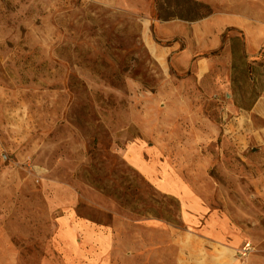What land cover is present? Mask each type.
Returning a JSON list of instances; mask_svg holds the SVG:
<instances>
[{"label":"rangeland","instance_id":"374dc122","mask_svg":"<svg viewBox=\"0 0 264 264\" xmlns=\"http://www.w3.org/2000/svg\"><path fill=\"white\" fill-rule=\"evenodd\" d=\"M194 1L206 22L186 0H0V264H117L68 241L79 222L150 228L154 264H208L215 238L264 255V76L238 26L214 36L241 0Z\"/></svg>","mask_w":264,"mask_h":264},{"label":"crops","instance_id":"0c3cea01","mask_svg":"<svg viewBox=\"0 0 264 264\" xmlns=\"http://www.w3.org/2000/svg\"><path fill=\"white\" fill-rule=\"evenodd\" d=\"M208 17L202 18L198 21L206 22L205 20H207ZM227 25L238 26L240 28L244 36V51L241 50V53L246 58L250 57L254 59L250 62L254 66H257V74L259 71L260 74L264 76V0H241L239 20L235 16L226 15V18H223L220 23H215V26L213 28L215 31L214 36H217V34ZM228 51L230 63L232 62L233 64L236 53H232L230 44ZM255 103L256 110L264 119V86L262 90L258 92ZM262 130L263 132L260 135L259 140L261 143H264V129ZM255 152L256 155H262L263 157L264 145L257 147ZM257 168L260 169V173L249 178L248 182L254 187V190L251 194L253 196L260 197L264 201V163H261ZM202 208L203 207L200 206L201 211L203 210ZM79 223L82 225L77 224L71 229H69V227L65 229L63 234L67 235L68 241L72 240V236L77 234V230L81 229L83 236L98 245L97 247L102 250L99 251V254L102 258L107 259L111 255L114 259L118 256L119 261L116 262L117 264H154L151 250L146 249L147 243L143 245L144 249L140 250L138 249V243L135 239L136 233H142L141 230H144L147 233L149 232V230H151L150 228H124L121 230H124L126 233L130 232L134 235L115 237L114 235H112V229L109 227H90L85 223ZM214 229L216 230L215 227ZM110 234L112 236H110ZM210 239L214 240V238ZM214 241L216 242V247L214 251H211L212 257L210 258L208 264H210V262L211 264H264V255L255 253H250L246 258H243L242 260L235 259L233 257V248L236 247V241H230V245L218 242L217 238H215ZM118 243L123 247L128 246L129 249L119 250V253L117 254L114 250V246ZM138 252H141V254L138 255ZM159 264H163L162 259Z\"/></svg>","mask_w":264,"mask_h":264},{"label":"trees","instance_id":"16d2710c","mask_svg":"<svg viewBox=\"0 0 264 264\" xmlns=\"http://www.w3.org/2000/svg\"><path fill=\"white\" fill-rule=\"evenodd\" d=\"M186 2H188V3H190L191 5H192V8L194 9V11L196 12V13H199V11H200V9H203V10H205L206 11V13L205 14H197V15H195V16H193V17H190V18H185V20H190V21H194V20H198V19H202V18H204V17H207L208 15H210L211 14V11H210V9H209V6L208 5H206V4H204V3H201V2H198V1H194V0H186ZM174 16H176L177 18H181V19H183L182 17H179V16H177V15H171V14H169V13H166L162 18L163 19H169V18H172V17H174ZM236 39H230V41H231V51H232V53H237V51H236V49L234 48V41H235ZM244 56V55H243Z\"/></svg>","mask_w":264,"mask_h":264},{"label":"built area","instance_id":"2783aa9c","mask_svg":"<svg viewBox=\"0 0 264 264\" xmlns=\"http://www.w3.org/2000/svg\"><path fill=\"white\" fill-rule=\"evenodd\" d=\"M249 249H250V245H249V243H245L243 246H242V248H241V254H246L248 251H249Z\"/></svg>","mask_w":264,"mask_h":264}]
</instances>
